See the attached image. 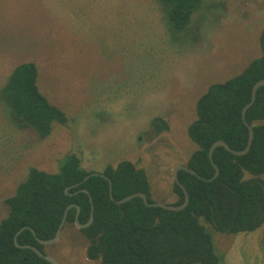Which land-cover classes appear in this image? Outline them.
Returning a JSON list of instances; mask_svg holds the SVG:
<instances>
[{
    "label": "rangeland",
    "instance_id": "374dc122",
    "mask_svg": "<svg viewBox=\"0 0 264 264\" xmlns=\"http://www.w3.org/2000/svg\"><path fill=\"white\" fill-rule=\"evenodd\" d=\"M74 1L71 22L84 26V18L73 15L85 16L96 0ZM52 4L0 0V91L17 66L33 62L41 93L68 118L40 139L33 129L20 128L0 100V222L9 213L5 200L31 168L58 173L71 153L95 173L131 161L146 171L152 199L174 204L173 170L198 149L188 135L197 101L212 84L239 75L261 57L264 0H202L184 30L172 27L159 4L162 17L152 11L157 18L118 43L104 30L94 32L90 19L81 26L79 42ZM156 119L169 130L154 133ZM211 234L219 264H264V225L250 233ZM71 237L66 231L47 248L49 255L61 264H98Z\"/></svg>",
    "mask_w": 264,
    "mask_h": 264
},
{
    "label": "trees",
    "instance_id": "16d2710c",
    "mask_svg": "<svg viewBox=\"0 0 264 264\" xmlns=\"http://www.w3.org/2000/svg\"><path fill=\"white\" fill-rule=\"evenodd\" d=\"M157 2L177 30L187 28L202 5V0ZM260 45V58L239 75L212 84L197 101V117L188 127V135L198 149L185 166L199 177L186 170L178 172L179 182L189 194L185 209L170 211L147 206L139 197L119 206L116 201L135 193H145L149 203L155 202L146 171L131 161H121L115 167L108 166L102 176L85 170L80 157L71 153L58 173L31 168L15 194L5 200L9 213L0 222V264H51L23 246H33L49 255L47 248L56 243L42 245L39 240L55 237L70 205L80 206L78 221L86 224L92 211L90 197L94 206L92 224L77 228V209L71 207L61 238L67 231L73 244H92L88 256L98 264H219L212 230L237 235L264 225V86L258 88L245 120L242 116L243 108L251 102L253 86L264 79V29ZM38 76L35 63L20 64L1 89L0 100L20 128H31L45 139L53 123L66 125L68 118L41 93ZM245 121L254 130L249 152L235 155L223 146L217 147L213 162L219 174L210 180L215 175L210 147L222 140L235 151L244 150L249 138ZM167 130L169 125L164 120L153 121L154 133ZM173 192L178 200L172 205H181L185 195L176 182ZM22 228L25 229L16 236Z\"/></svg>",
    "mask_w": 264,
    "mask_h": 264
},
{
    "label": "crops",
    "instance_id": "0c3cea01",
    "mask_svg": "<svg viewBox=\"0 0 264 264\" xmlns=\"http://www.w3.org/2000/svg\"><path fill=\"white\" fill-rule=\"evenodd\" d=\"M69 1L52 0V8L54 10H62L61 16L66 19L68 27L70 28V25H73L72 29L74 31L69 30L71 35L81 42L83 38L82 25L77 22H71L72 15L68 11ZM76 1L79 2L81 0ZM73 2L75 1L73 0ZM86 8L85 16L75 17L73 15V17L80 21L84 18V21H82L84 23L83 28L86 27V19L94 20V28L92 30L94 32L104 30L110 33L117 40L116 43H118L119 37L121 42H126L129 38L128 33H131L133 29L135 30L136 26H143L145 22L148 23L149 18L155 19L157 18L156 16H161L157 0H96L95 2H90ZM152 11L156 16L153 15Z\"/></svg>",
    "mask_w": 264,
    "mask_h": 264
},
{
    "label": "water",
    "instance_id": "95a60500",
    "mask_svg": "<svg viewBox=\"0 0 264 264\" xmlns=\"http://www.w3.org/2000/svg\"><path fill=\"white\" fill-rule=\"evenodd\" d=\"M261 86H264V79L263 80H260L258 82L255 83V85L253 86V89H252V99H251V102L248 103L244 108H243V111H242V116H243V119L245 120V113L247 111V109L252 105V103L255 101L256 99V92L258 90L259 87ZM246 125L248 126V130H249V138H248V143H247V146L245 147L244 150L242 151H235L233 149H231L229 147V145L222 141V140H219V141H216L212 144V146L210 147L209 149V159L211 160L214 168H215V175L213 176V178H211L210 180H213L214 178H216L219 174V169L218 167L215 165V163L213 162V152L214 150L219 147V146H223L224 148H226L229 152L235 154V155H245L246 153L249 152L250 148H251V145H252V142H253V139H254V130H253V127L251 125H248L247 122L245 121ZM180 170H186L188 172H190L191 174L193 175H196L199 177V175L192 169L188 168L187 166H183V165H178L176 166V168L173 170V180L174 182H176L180 187L181 189L183 190L184 192V195H185V199H184V202L179 205V206H175V205H172V204H166V203H160V202H154V203H149L148 202V198H147V195L145 193H135V194H131L127 197H125L124 199L122 200H119V201H116V203L120 206L130 200H132L133 198L135 197H139V198H142L144 203L147 205V206H154V207H161V208H164L166 210H170V211H181L183 209H185L189 203V194H188V191L186 190V188L180 184L179 182V179H178V172ZM95 174H98V173H95ZM100 175L104 176L103 174L100 173ZM88 177L85 178V180H87ZM204 179V178H202ZM77 186V185H75ZM69 188L66 189V192L68 191ZM83 192L89 194V192L85 189L82 190ZM111 191H112V187L110 185V196L112 198V195H111ZM90 202L92 203V211H91V214H90V218H89V221L82 225L79 223L78 221V217H79V214H80V211H81V208L79 205L77 204H73V205H70L66 211H65V214H64V217L62 219V222L59 226V229L57 230V233L55 235L54 238L50 239V240H39V243L42 244V245H52V244H55L57 243L60 238H61V234H62V229L64 227V224L66 222V217H67V213H68V210L71 208V207H75L77 209V214H76V218H75V225L77 228L79 229H83V228H87L89 227L93 220H94V206H93V201H92V198L90 197ZM25 228H22L17 234L16 236ZM32 230V229H31ZM32 232L34 233V230H32ZM15 244L17 245V242H16V237H15ZM92 244H89L85 250V254L87 256L88 259L89 256H88V250H89V247L91 246ZM18 246V245H17ZM24 248H29V249H32L35 253H37L40 257L44 258L45 260H47L48 262H50L51 264H61L54 256L52 255H43L37 248L33 247V246H29V245H26V246H23Z\"/></svg>",
    "mask_w": 264,
    "mask_h": 264
}]
</instances>
